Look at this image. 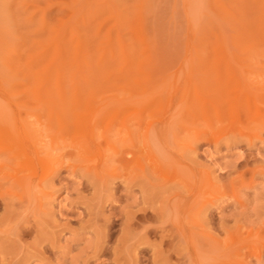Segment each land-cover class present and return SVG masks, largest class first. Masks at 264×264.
I'll use <instances>...</instances> for the list:
<instances>
[{
	"label": "rangeland",
	"instance_id": "1",
	"mask_svg": "<svg viewBox=\"0 0 264 264\" xmlns=\"http://www.w3.org/2000/svg\"><path fill=\"white\" fill-rule=\"evenodd\" d=\"M0 264H264V0H0Z\"/></svg>",
	"mask_w": 264,
	"mask_h": 264
}]
</instances>
